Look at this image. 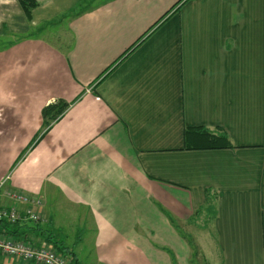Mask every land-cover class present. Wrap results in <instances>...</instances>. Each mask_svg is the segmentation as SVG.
<instances>
[{
    "label": "crops",
    "instance_id": "0c3cea01",
    "mask_svg": "<svg viewBox=\"0 0 264 264\" xmlns=\"http://www.w3.org/2000/svg\"><path fill=\"white\" fill-rule=\"evenodd\" d=\"M34 1L0 0V205L39 199L43 221L0 236L70 248L57 232L81 227L87 264H191L169 215L185 234L210 204L218 264H264V0Z\"/></svg>",
    "mask_w": 264,
    "mask_h": 264
},
{
    "label": "rangeland",
    "instance_id": "374dc122",
    "mask_svg": "<svg viewBox=\"0 0 264 264\" xmlns=\"http://www.w3.org/2000/svg\"><path fill=\"white\" fill-rule=\"evenodd\" d=\"M44 26L45 30L43 31H36V29L33 27L32 29L35 34H38L48 38L49 40H53L54 36H57L58 34L64 33V26L62 24L58 26V24L55 23V19L50 22H43L41 24ZM31 29V30H32ZM11 39L10 36L0 37V47L3 45H6V43ZM211 209L210 204L206 205ZM208 210L203 212L202 215L197 216L195 219H193L192 222H186L185 225H183V229L185 231V234L187 238L191 239L193 242L194 247L190 248V257L189 260H194L192 264H218L221 263V257H220V251L217 248L216 245V238L214 233L207 232V224H209V218L211 217V210ZM206 217L208 221L202 220L203 216ZM65 222L69 220H63ZM62 221V222H63ZM73 222H77V224H80L76 220H73ZM206 223V227L203 225ZM78 231V232H77ZM72 234H69V233ZM77 233V234H76ZM91 234L90 233H84V230L79 228H62L61 231L57 232L58 239H64L66 244L70 246L71 249H74V252L78 256L79 260L83 264H87L86 255L88 253L87 250V243L89 241ZM77 243V244H76ZM79 243V244H78ZM76 244V245H75ZM43 245V244H42ZM75 245V246H74ZM15 260V259H14ZM29 263V262H26Z\"/></svg>",
    "mask_w": 264,
    "mask_h": 264
},
{
    "label": "built area",
    "instance_id": "2783aa9c",
    "mask_svg": "<svg viewBox=\"0 0 264 264\" xmlns=\"http://www.w3.org/2000/svg\"><path fill=\"white\" fill-rule=\"evenodd\" d=\"M6 178L0 180V193ZM9 196L22 203L24 207L0 205V222L5 221L14 225L27 222L38 224L43 221L40 212L36 210L41 205L39 199L14 192H10ZM0 253L6 257L33 264H72L69 258L58 254L52 247L36 246L11 236H0Z\"/></svg>",
    "mask_w": 264,
    "mask_h": 264
},
{
    "label": "trees",
    "instance_id": "16d2710c",
    "mask_svg": "<svg viewBox=\"0 0 264 264\" xmlns=\"http://www.w3.org/2000/svg\"><path fill=\"white\" fill-rule=\"evenodd\" d=\"M23 11L25 12L26 16L29 17L31 14V10L36 7V2L34 0H18ZM184 0L179 1V5L176 7L175 10H177L180 6V4ZM69 107V104L64 103L62 101H56L54 103H50L47 106H45L42 109V119H43V124L45 125L46 130L52 125L55 121H57L65 112V110ZM45 130V131H46ZM188 131V132H187ZM189 134V130H186V134ZM201 136H203L207 140L206 145L204 148H228L231 147V144L225 134H216L212 135L210 133H203L200 132ZM212 210V209H211ZM169 221L170 223L178 230L180 234H182V237L185 239L186 243L190 248L194 247L193 242L191 239L187 238L186 234H184L182 227L178 224L176 219L172 216L169 215ZM18 224L11 225L5 221L0 222V229H4L5 232H11L12 230L14 231L15 227ZM15 226V227H14ZM26 226L25 228L27 230L37 232L36 234H32L34 237H29V236H23V235H15L16 231L18 228L15 229V233H13L14 237L17 240L25 241L28 243H33L36 246L41 245V241H37V238H42V241H45L46 243L50 244L52 248L60 255L67 257L70 259L72 264H78V261L75 259V254L74 252L68 248L67 246L64 245L62 241L58 242L57 240H54L55 236H46V237H41L40 232L41 228L38 225H29V224H24ZM14 228V229H12ZM5 235V234H4ZM172 264H176V260L171 252H169ZM194 260H190V263H193ZM191 263V264H192Z\"/></svg>",
    "mask_w": 264,
    "mask_h": 264
}]
</instances>
